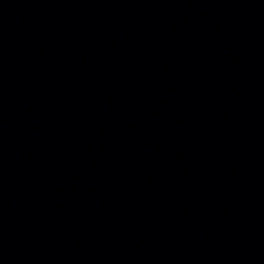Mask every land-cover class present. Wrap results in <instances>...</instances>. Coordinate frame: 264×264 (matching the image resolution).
Segmentation results:
<instances>
[{
    "label": "water",
    "instance_id": "95a60500",
    "mask_svg": "<svg viewBox=\"0 0 264 264\" xmlns=\"http://www.w3.org/2000/svg\"><path fill=\"white\" fill-rule=\"evenodd\" d=\"M0 264H264V0H0Z\"/></svg>",
    "mask_w": 264,
    "mask_h": 264
}]
</instances>
